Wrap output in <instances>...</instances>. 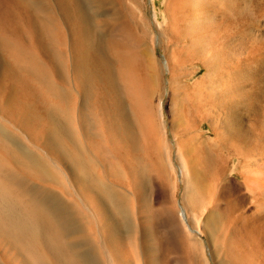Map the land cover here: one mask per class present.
Segmentation results:
<instances>
[{
    "label": "bare ground",
    "instance_id": "bare-ground-1",
    "mask_svg": "<svg viewBox=\"0 0 264 264\" xmlns=\"http://www.w3.org/2000/svg\"><path fill=\"white\" fill-rule=\"evenodd\" d=\"M172 2L179 15L168 22L201 60L191 73L218 70L227 94L193 117L215 121L209 111L220 107L248 166L264 136V30L252 36L264 0ZM142 3L0 0V264H184L164 253L150 221L146 171L162 163L163 122L136 108L129 84L152 77L146 31L136 48L113 35L145 14ZM232 29L250 51L244 62H232ZM205 158L211 167L213 154ZM187 217L174 208L164 219L181 231Z\"/></svg>",
    "mask_w": 264,
    "mask_h": 264
},
{
    "label": "rangeland",
    "instance_id": "rangeland-1",
    "mask_svg": "<svg viewBox=\"0 0 264 264\" xmlns=\"http://www.w3.org/2000/svg\"><path fill=\"white\" fill-rule=\"evenodd\" d=\"M139 1L145 6V14L136 12L135 24L125 23L113 35L136 48L146 31L151 58L148 72L152 77L148 84L138 77L129 84L136 108L144 114L151 111L163 122L162 163L147 167L146 176L152 207L150 221L164 253L179 256L184 264H264V136L258 155L246 157L251 162L247 166L235 151L245 144L225 134L227 127L222 123L220 107L209 111L215 121L194 119L193 110L198 104L210 103L209 96L225 94L217 86L220 72L201 68L191 73L201 60L186 46L187 32H178L168 22V13L179 15L172 0ZM178 22L184 23L181 19ZM258 29L253 30V37L260 38L264 32V27ZM233 31L232 42L240 34ZM181 36L185 41L179 40ZM233 45L234 50L229 51L235 52L236 58L232 62H244L250 51L237 42ZM210 53L215 54L216 48ZM188 54L193 56L191 60ZM260 109V117L264 118V100ZM208 153L214 156L211 167L205 158ZM174 208L183 209L188 216L181 231L172 230L164 219L165 212Z\"/></svg>",
    "mask_w": 264,
    "mask_h": 264
}]
</instances>
